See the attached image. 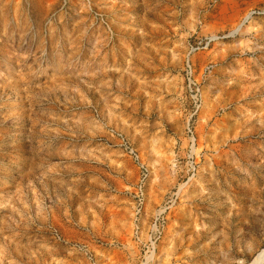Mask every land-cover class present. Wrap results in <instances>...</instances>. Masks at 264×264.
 Wrapping results in <instances>:
<instances>
[{"label":"rangeland","instance_id":"rangeland-1","mask_svg":"<svg viewBox=\"0 0 264 264\" xmlns=\"http://www.w3.org/2000/svg\"><path fill=\"white\" fill-rule=\"evenodd\" d=\"M262 248L264 0H0V264Z\"/></svg>","mask_w":264,"mask_h":264},{"label":"bare ground","instance_id":"bare-ground-1","mask_svg":"<svg viewBox=\"0 0 264 264\" xmlns=\"http://www.w3.org/2000/svg\"><path fill=\"white\" fill-rule=\"evenodd\" d=\"M264 263V248H262L249 264H263Z\"/></svg>","mask_w":264,"mask_h":264},{"label":"built area","instance_id":"built-area-1","mask_svg":"<svg viewBox=\"0 0 264 264\" xmlns=\"http://www.w3.org/2000/svg\"><path fill=\"white\" fill-rule=\"evenodd\" d=\"M188 66H189L190 69H192L189 60H188ZM132 156H133L136 160H138V162L140 161V160H139V156H138V154H137L135 151H133V150H132ZM141 167L144 168V170H146V168H145L144 165H141ZM95 263H96V262H95Z\"/></svg>","mask_w":264,"mask_h":264}]
</instances>
